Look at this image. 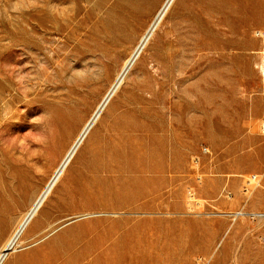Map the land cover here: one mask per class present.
<instances>
[{
	"label": "rangeland",
	"instance_id": "374dc122",
	"mask_svg": "<svg viewBox=\"0 0 264 264\" xmlns=\"http://www.w3.org/2000/svg\"><path fill=\"white\" fill-rule=\"evenodd\" d=\"M158 1L0 0V249ZM210 2L173 1L3 264H264V0Z\"/></svg>",
	"mask_w": 264,
	"mask_h": 264
},
{
	"label": "bare ground",
	"instance_id": "6f19581e",
	"mask_svg": "<svg viewBox=\"0 0 264 264\" xmlns=\"http://www.w3.org/2000/svg\"><path fill=\"white\" fill-rule=\"evenodd\" d=\"M147 1V0H145ZM162 0H159L156 4L159 5ZM174 0H167L165 7L160 12L159 16L156 18L152 27L148 30L146 34L142 36L141 42L139 46L133 50L129 51L119 72L117 73V77L115 78L113 85L111 86L107 96L105 97L104 101L99 104L98 108L95 110L94 114L85 119L78 128L73 132L71 140L64 148L63 152L61 153L60 163L57 165L55 172L49 182L46 184L45 188H43L40 192H38L32 203L30 204L29 208L23 212L20 217L15 222L13 226V230L10 232L8 238L6 239L5 243L3 244L2 248L0 249V264L6 262L8 257L12 254L14 250H16V245L19 241L29 239L32 236L39 235L44 229L40 228L34 232L35 228L38 226L41 216L46 213V209H44L45 202L48 200L51 192L53 191L54 187L57 185L58 181L60 180L61 176L65 173L67 168L69 167L70 163L78 153L81 146L85 143L87 139L92 136V139L97 137L95 134L96 126L99 123L104 111L112 102L114 96L117 94L129 74L132 72L134 66L137 64L138 60L140 59L143 50L149 43L153 33L155 32V27L159 24L162 20L163 16L169 10V7L172 5ZM210 4L208 5L210 8L219 6L223 7V2L225 0H211ZM69 121L70 118H67L66 114H62L60 111L56 115V123L57 127L61 132H65L67 128H69ZM94 135V136H93ZM259 185V184H258ZM256 186V185H255ZM8 205L3 207L4 209L8 210ZM2 209V208H1ZM0 209V210H1ZM4 218L2 215L0 216V232L4 225ZM6 264H12V262L8 261Z\"/></svg>",
	"mask_w": 264,
	"mask_h": 264
},
{
	"label": "built area",
	"instance_id": "2783aa9c",
	"mask_svg": "<svg viewBox=\"0 0 264 264\" xmlns=\"http://www.w3.org/2000/svg\"><path fill=\"white\" fill-rule=\"evenodd\" d=\"M259 183H260V179H259L258 175H254V176H252L248 180V185H258ZM247 214L250 217H253V218L264 219V211H260V212H249Z\"/></svg>",
	"mask_w": 264,
	"mask_h": 264
}]
</instances>
